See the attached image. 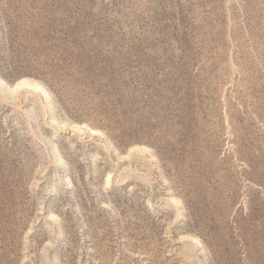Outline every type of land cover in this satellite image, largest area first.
<instances>
[{"label": "rangeland", "instance_id": "obj_1", "mask_svg": "<svg viewBox=\"0 0 264 264\" xmlns=\"http://www.w3.org/2000/svg\"><path fill=\"white\" fill-rule=\"evenodd\" d=\"M0 264H264V0H0Z\"/></svg>", "mask_w": 264, "mask_h": 264}]
</instances>
